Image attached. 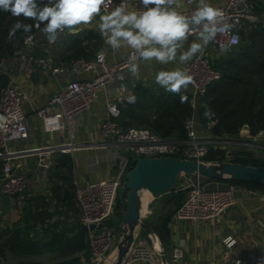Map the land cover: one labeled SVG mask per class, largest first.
<instances>
[{
  "label": "built area",
  "instance_id": "1",
  "mask_svg": "<svg viewBox=\"0 0 264 264\" xmlns=\"http://www.w3.org/2000/svg\"><path fill=\"white\" fill-rule=\"evenodd\" d=\"M117 7H124L126 11L142 10L140 0H105L100 12L108 15ZM214 7L224 12L225 21L231 24L232 28L228 32L219 33L207 47L182 68L186 69L192 77L190 93L194 107L197 100L205 94L208 85L221 76L219 70L212 65L209 48L231 51L239 44L240 31L246 25L264 23V20L255 12L251 0H224ZM195 8L196 5H193L191 0H184L178 12L190 16ZM40 27L41 25L34 26L33 31L24 35L23 45L26 49L31 50L36 46L37 32ZM133 60V53L129 50L123 57L110 61L103 48L99 49L93 58L80 57L69 65L54 66V58L50 54L37 60L45 71L55 75L63 72L72 74L92 72L90 78L75 77L68 80L43 107L36 111L45 131L67 132L71 138L67 143L45 145L28 150V153L37 156V163L41 168L49 169L52 166L54 153L80 147L73 142L75 117L93 105L99 88H104L109 81L113 80L122 84L125 80V72ZM28 98L27 90L17 85L13 78L9 79L0 92V162L4 174L0 188L6 196L22 194L27 187L26 178L23 174L15 172L11 163L12 158L19 152L10 150L8 147L11 141L28 137L26 113L23 109V102ZM120 100L118 98V101ZM120 114L117 102L107 99L106 113L100 124V137L102 142H109V145L114 148L115 157L121 165L118 174L86 185H79L75 181L74 194L79 208V221L81 225L88 227L92 223L95 224L93 229L88 228L86 231L91 254L87 264H114L115 262L117 246L113 247V233L104 222L113 215L118 192L123 186V175L130 163L129 156L177 157L175 156L177 154L181 158L205 161L204 157L209 150L218 148L223 149L227 160H230L236 152L250 150L249 146L252 145L260 147V150L264 149V145L258 142V139H262L260 137L249 140L229 134H215L213 128L216 121L212 116L208 118L205 125H201L193 114L185 121L187 138L173 140L163 138L148 128H124L117 120ZM253 141H257L256 144ZM122 149L126 150V153H123ZM203 179V176L197 175L195 180L191 181L185 199L172 217L174 221H215L225 210L236 205L237 193L242 189L240 184L230 182L223 189H207ZM223 242L227 248H232L236 239L228 235L223 238ZM162 248V243L155 233L149 234L148 241L146 238L138 237V232L135 230L134 240L121 264H162L160 258ZM184 257L183 246L181 244L174 246L167 264H180ZM230 262L231 264H264V249L255 247L247 258L232 256Z\"/></svg>",
  "mask_w": 264,
  "mask_h": 264
},
{
  "label": "crops",
  "instance_id": "2",
  "mask_svg": "<svg viewBox=\"0 0 264 264\" xmlns=\"http://www.w3.org/2000/svg\"><path fill=\"white\" fill-rule=\"evenodd\" d=\"M206 2L214 6L224 0H206ZM191 3L196 5L193 0ZM183 4L184 0H178L176 10L178 11ZM101 16L103 14L99 12L89 24L79 25L77 33L89 30L94 32L97 36L95 40L99 44V49L106 50L108 60L119 59L130 49L123 48L114 51L105 43L98 32ZM42 29L43 25L37 32L36 46L31 50L23 47L16 57L12 58L15 59L13 62L16 65L15 70L6 71L9 79L13 78L17 85L29 93V98L23 102V109L26 113L25 123L29 134L27 138L13 140L9 143L10 150L19 152L11 160L13 169L24 175L27 187L22 194L15 196L4 195L0 188V230L11 227L26 210L32 212L39 210L53 213V217L46 219V222H62L57 230L62 228L71 237L78 230L76 224L79 222V214L75 216L73 210H68V207L54 196L53 187L57 184L64 191L71 183L73 186L69 187V191L74 192L75 181L79 185H86L104 177L114 176L113 169L119 160L115 157L114 148L109 145V142H102L100 137V124L106 113L107 99L115 100L119 106L125 103L124 99L130 102L132 89L137 83L161 88L155 81L156 73L176 68L182 69L185 64L179 63V51L186 50L191 41L198 40V37L193 35L189 38L183 49L178 50L175 62L161 65L156 61H138L137 76L134 77L128 69L122 84L113 80L109 81L104 88L98 89L93 105L75 117L73 142L79 144L80 147L58 152V154L68 153L71 157L72 171L66 173L60 167H54L55 162L49 169L41 168L37 163V156L27 152L32 148L67 143L71 140L67 132L45 131L36 111L43 107L60 86L68 80L75 77L87 79L92 76V72L79 74L63 72L55 75L45 71L37 60L47 54L53 56L54 66L66 65L64 61H61V58L66 54L72 34L66 29L60 34L57 42L50 43ZM93 41L86 43L91 45ZM99 49H92L94 55ZM209 52L213 54L211 48H209ZM186 91L191 92L190 85ZM118 98L121 100L118 101ZM2 175L0 162V184ZM187 177L191 181L195 180V176ZM203 182L207 189H223L230 183L224 180L209 181L206 179H203ZM241 188L237 193L236 205L224 211L215 221L192 222L185 220L177 222L171 219L170 242L164 250L167 261L170 258L171 249L180 244L185 252V257L180 264H231L232 256L247 258L255 247L264 249V193L244 185H241ZM150 198L151 196L145 195L146 202ZM228 235L236 239L232 248H227L223 242V238ZM45 253L52 254L53 260L58 258L55 252ZM80 254L82 251L76 253V255Z\"/></svg>",
  "mask_w": 264,
  "mask_h": 264
},
{
  "label": "trees",
  "instance_id": "3",
  "mask_svg": "<svg viewBox=\"0 0 264 264\" xmlns=\"http://www.w3.org/2000/svg\"><path fill=\"white\" fill-rule=\"evenodd\" d=\"M254 10L259 17L264 20V0H251ZM21 20L27 24H33L32 20H25L23 17H13L10 13L0 11V59L1 64L11 58L24 47L23 37L25 33L18 31L15 37L9 41V30ZM34 30V27L31 31ZM97 36L92 31L80 32L70 36V44L66 54L61 58L66 65H69L77 58L91 59L95 55V50L99 49V44L95 40ZM92 44L86 43L92 41ZM101 49V48H100ZM212 65L219 70L221 76L211 82L204 95L196 102L192 103L191 93L185 91L184 103L180 102L179 95L166 92L163 88L137 83L131 93L135 97L134 102L120 105L121 114L117 119L124 128L143 127L148 128L163 138L173 140H184L187 138L185 121L193 114L201 125L208 122L203 113L204 105L212 111V118L216 121L213 132L223 135L229 134L245 139L260 137L264 139V23L257 22L246 25L240 31V42L231 51L213 52L210 57ZM0 64V92L9 82V75L1 69ZM55 94V93H54ZM261 154H256L252 150H242L236 152L230 159L251 165H264V149ZM57 153V154H56ZM53 154L54 167H60L63 172L72 171V160L68 153ZM55 155V156H54ZM179 157L177 154L175 155ZM205 161L217 162L227 160L223 149L211 148L204 157ZM135 161H130L128 168L134 166ZM62 172V171H58ZM206 180H224L235 182L247 186L252 190L264 193V184L257 181H248L237 178H217ZM178 182V179H177ZM176 182V184H177ZM176 184L166 193L158 197H164V206L156 218L149 216L144 219L145 224L159 237L164 250L168 247L171 236V219L185 199L188 189L176 190ZM71 183L70 186L71 187ZM73 186V185H72ZM69 187L64 191L57 184L53 187L54 196L73 210L78 216L79 208L76 205L74 192L69 191ZM120 193L126 199L127 189L121 187L116 198L114 212L122 219L126 210V203L123 210L119 212ZM19 195V194H18ZM152 197V196H151ZM113 212V213H114ZM113 216V215H112ZM53 213L48 211H28L11 226L0 230V256L5 262L8 257L19 259H29L45 252H55L58 258L51 262H40L34 260H23L20 264H87L90 261V249L87 240V233L77 222V231L71 237L66 230H57L62 222H46L51 219ZM112 217L104 222L106 225H113ZM40 226V227H39ZM40 229L39 237L35 232ZM78 251L82 254L76 255Z\"/></svg>",
  "mask_w": 264,
  "mask_h": 264
},
{
  "label": "clouds",
  "instance_id": "4",
  "mask_svg": "<svg viewBox=\"0 0 264 264\" xmlns=\"http://www.w3.org/2000/svg\"><path fill=\"white\" fill-rule=\"evenodd\" d=\"M105 0H0V11L13 17L32 20L33 24L21 20L9 30L11 41L18 31L27 34L32 28L43 25V32L50 43H55L66 29L70 34L79 31L78 26L89 24L100 12ZM196 8L190 16L178 12V0H140L142 10L126 11L117 7L108 15L100 17L98 32L114 51L128 48L134 60L129 65L131 74H138L137 61H156L167 65L177 60L178 50L195 33L198 40H192L186 50L179 51V63L187 64L201 52L219 33L231 30L225 21L224 12L206 0H193ZM156 83L166 92L180 96L192 82L186 69L176 68L160 71L155 75ZM132 97L130 102H134ZM205 118L212 116L211 109L204 105Z\"/></svg>",
  "mask_w": 264,
  "mask_h": 264
},
{
  "label": "water",
  "instance_id": "5",
  "mask_svg": "<svg viewBox=\"0 0 264 264\" xmlns=\"http://www.w3.org/2000/svg\"><path fill=\"white\" fill-rule=\"evenodd\" d=\"M1 61L0 59V64ZM123 102L129 103L126 99ZM181 175H199L210 179L237 178L264 184V165H251L232 160L211 162L174 156H137L134 166L127 171L122 186L127 189L126 210L119 223L117 255L114 264H121L134 240L137 228L154 234L142 219L143 191H149L152 197L161 196L176 184ZM94 227V223L89 227L82 225L85 232L88 228L93 229ZM160 258L162 264H167L163 248L160 251ZM0 264H7L1 256Z\"/></svg>",
  "mask_w": 264,
  "mask_h": 264
},
{
  "label": "rangeland",
  "instance_id": "6",
  "mask_svg": "<svg viewBox=\"0 0 264 264\" xmlns=\"http://www.w3.org/2000/svg\"><path fill=\"white\" fill-rule=\"evenodd\" d=\"M215 51H217V49H212V52H215ZM14 61H15V59L11 58V59H9L7 61L2 62L1 69L3 71H8V72L14 71L15 67H16V65L13 64ZM253 142L256 144L257 141H253ZM258 142L261 145H264V139H258ZM249 148H250V150H252V152H254L256 154H261L262 153V150H260V147H256V146L252 145V146H249ZM122 151H123V153H126V150L122 149ZM135 158L136 157H134V156H129V159L132 162L135 161ZM120 166H121L120 162L116 163V165H115V167L113 169V174L115 176L118 174ZM128 170L129 169H127V171ZM127 171L123 175L124 180L126 179ZM193 176H196V175H192L191 177H193ZM190 183H191V180H189V178L187 176H182L181 175V176L178 177V182L176 184V190L184 189V188L189 190V184ZM163 198L164 197H151L148 200V202L145 201V204H144L145 209L142 212V219L143 220L148 218L149 216H151L150 218H152L153 216L156 218V216H158V214H160L162 211H164L166 209V207L164 206ZM119 199H120V205L118 207V210L120 212L121 210H123L124 204L126 203V199H125L124 195H122L121 193H120V198ZM232 207H229V208H232ZM118 218L120 219V217L119 216L117 217V215L114 212L113 216H112V219H114L113 225H107L111 229V231L113 233V239H114L113 247H116V244H117V241H118V237H119V223H120V221H118ZM136 231L138 232V237L146 238L149 241V233L141 230L140 228H137ZM40 234H41V231L37 230V232H35V236L36 237H39ZM19 258H17V257H8L6 263L7 264H20L21 261L23 262V260H29V259L30 260H34V261H40V262L46 263V262L53 261L52 258H54V256H52V254H47V253L44 254L43 253L41 255L33 256V257L29 258V259H22L21 260Z\"/></svg>",
  "mask_w": 264,
  "mask_h": 264
},
{
  "label": "bare ground",
  "instance_id": "7",
  "mask_svg": "<svg viewBox=\"0 0 264 264\" xmlns=\"http://www.w3.org/2000/svg\"><path fill=\"white\" fill-rule=\"evenodd\" d=\"M145 195H148V196H152L151 193L147 190H144L143 193H142V209H141V212H143V210L145 209Z\"/></svg>",
  "mask_w": 264,
  "mask_h": 264
}]
</instances>
